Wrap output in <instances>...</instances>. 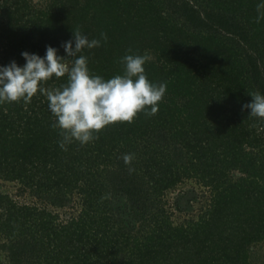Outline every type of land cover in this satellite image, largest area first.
Segmentation results:
<instances>
[{
  "label": "trees",
  "instance_id": "obj_1",
  "mask_svg": "<svg viewBox=\"0 0 264 264\" xmlns=\"http://www.w3.org/2000/svg\"><path fill=\"white\" fill-rule=\"evenodd\" d=\"M0 179V264H264V0H0Z\"/></svg>",
  "mask_w": 264,
  "mask_h": 264
},
{
  "label": "rangeland",
  "instance_id": "obj_2",
  "mask_svg": "<svg viewBox=\"0 0 264 264\" xmlns=\"http://www.w3.org/2000/svg\"><path fill=\"white\" fill-rule=\"evenodd\" d=\"M47 0H34V2L36 3H44ZM19 183L18 182H4L0 179V190L2 191H6L9 192L11 194H17L19 191ZM185 193L187 195H189V197L195 196L194 200L191 202L192 207H191V213L188 214L189 216L191 215H197L198 213H200V209H201V205L203 204V201L205 200V198L208 196L209 192L208 190L204 189L203 187H201L200 185L196 184L195 181L192 180H188L185 181L182 185H180L179 188H177L176 190L170 191L168 193L167 199L170 200L169 202L172 203L174 200L177 199V197H180L182 195H185ZM19 199L21 201H34L35 199L29 195L28 193H26L23 196H20ZM49 208H51V206H48ZM79 206L77 203V200L74 199V201L71 202V207H67L63 210H61V214H62V218H66L67 216H70L71 214H77L79 212ZM186 216V215H183ZM253 255L256 258H261L264 256V245H256L253 248Z\"/></svg>",
  "mask_w": 264,
  "mask_h": 264
}]
</instances>
